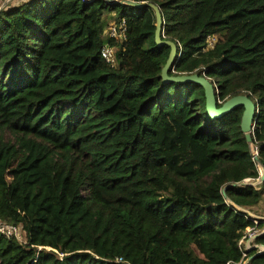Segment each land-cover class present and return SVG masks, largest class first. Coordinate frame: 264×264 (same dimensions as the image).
<instances>
[{
    "label": "trees",
    "instance_id": "16d2710c",
    "mask_svg": "<svg viewBox=\"0 0 264 264\" xmlns=\"http://www.w3.org/2000/svg\"><path fill=\"white\" fill-rule=\"evenodd\" d=\"M121 1L159 8L176 45L169 76L207 77L222 103L252 100L251 146L243 108L210 119L201 86L162 82L170 49L155 44L148 6L12 0L0 10V220L20 225L25 244L0 236V264L241 259L253 223L240 209L264 194V180L238 185L264 169V0ZM121 21L125 41L103 35Z\"/></svg>",
    "mask_w": 264,
    "mask_h": 264
},
{
    "label": "water",
    "instance_id": "95a60500",
    "mask_svg": "<svg viewBox=\"0 0 264 264\" xmlns=\"http://www.w3.org/2000/svg\"><path fill=\"white\" fill-rule=\"evenodd\" d=\"M114 3L134 7V8H141L148 6L154 12L155 16V31H154V41L158 47L167 46L170 49L168 59L161 70V80L164 84L169 83H176V84H187L193 83L197 84L202 87L204 91L205 97V110L206 114L210 119H220L225 115L229 114L231 111L237 108H243V113L241 117L240 129L245 136V140L247 144L251 146L252 137L251 133L253 130V120H254V113H255V105L250 98L246 95H238L232 98L225 100L223 103H219L216 100L217 91L213 84L209 81V79L205 76H199L197 74L192 75H179V76H169L168 71L171 67L173 60L176 56V45L172 41L164 40L162 36V16L159 8L154 4H146V3H135V2H128V1H121V0H113ZM217 104H221L220 107H217ZM252 152V147H251ZM252 157V153H251ZM254 161H257V156L254 158ZM261 170L260 182L264 180V169L261 165H259ZM245 183L242 182L238 185H244ZM223 196L225 194L223 193ZM237 209H240L237 207ZM259 236H256L257 239ZM264 248V246H262ZM257 253L254 256L259 255Z\"/></svg>",
    "mask_w": 264,
    "mask_h": 264
},
{
    "label": "built area",
    "instance_id": "2783aa9c",
    "mask_svg": "<svg viewBox=\"0 0 264 264\" xmlns=\"http://www.w3.org/2000/svg\"><path fill=\"white\" fill-rule=\"evenodd\" d=\"M9 0H0V10L3 9L9 2ZM86 1V0H84ZM103 35L107 37L110 40L117 41V42H123L126 40V25L124 21H121L119 24L112 22L103 32ZM216 37L209 36L206 40L204 51H208L213 49L215 43H216ZM101 58L104 60L105 64H107L110 68H115L117 66V60L115 56V51L112 46L104 45L101 52H100ZM221 103L220 101H218ZM254 129V125H253ZM253 131V130H252ZM252 160L254 161V158L257 156V148H252ZM260 176L261 172H259L258 179H246L243 182L244 185H253L260 183ZM246 217L252 221L253 226L246 229V232L243 233V236L241 237L240 241L238 242V245L240 247V250L242 252V256L239 262L237 263H227V264H249L250 258L248 256V252L251 250H255L256 253H263L264 248L261 245H255V237L260 236L264 233V228L259 229V222L262 220L258 216H253L249 212L246 211V209H240ZM0 236H2L5 239H13L19 244H25L24 235L22 232V228L20 225H12L9 223H5L0 220ZM114 263L117 264H131L127 261L122 260L121 258H115Z\"/></svg>",
    "mask_w": 264,
    "mask_h": 264
},
{
    "label": "crops",
    "instance_id": "0c3cea01",
    "mask_svg": "<svg viewBox=\"0 0 264 264\" xmlns=\"http://www.w3.org/2000/svg\"><path fill=\"white\" fill-rule=\"evenodd\" d=\"M259 172H261L260 168H259ZM246 211L249 212L253 216L261 217L262 220L260 222H264V214H263V211H264V194H262L261 201L257 206L246 208Z\"/></svg>",
    "mask_w": 264,
    "mask_h": 264
},
{
    "label": "rangeland",
    "instance_id": "374dc122",
    "mask_svg": "<svg viewBox=\"0 0 264 264\" xmlns=\"http://www.w3.org/2000/svg\"><path fill=\"white\" fill-rule=\"evenodd\" d=\"M9 1H10V0H9ZM9 1H8V2H9ZM11 1H12V0H11ZM11 1H10V2H11ZM26 1H28V0H13V3H14V4H21V3L26 2ZM10 2H9V3H10ZM9 3H8V4H9ZM241 212H242V211H241ZM263 214H264V211H263ZM258 217H259V216H258ZM260 218H261V217H260ZM249 228H250V227H249ZM245 232H246V230H245ZM254 242H255V241H254ZM255 245H257L256 242H255ZM251 251H255V250H251ZM248 253H250V252H248Z\"/></svg>",
    "mask_w": 264,
    "mask_h": 264
}]
</instances>
